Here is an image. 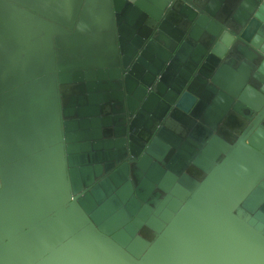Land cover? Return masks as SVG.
<instances>
[{"label": "water", "instance_id": "95a60500", "mask_svg": "<svg viewBox=\"0 0 264 264\" xmlns=\"http://www.w3.org/2000/svg\"><path fill=\"white\" fill-rule=\"evenodd\" d=\"M0 264H264V0H0Z\"/></svg>", "mask_w": 264, "mask_h": 264}]
</instances>
